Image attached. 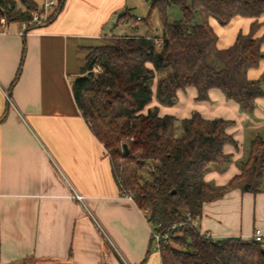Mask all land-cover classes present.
Masks as SVG:
<instances>
[{
	"label": "crops",
	"instance_id": "1",
	"mask_svg": "<svg viewBox=\"0 0 264 264\" xmlns=\"http://www.w3.org/2000/svg\"><path fill=\"white\" fill-rule=\"evenodd\" d=\"M34 1L44 8L49 0ZM54 1L48 12L58 7L60 0ZM134 4L66 0L52 20L25 32L21 22L0 25V264H162L158 250L146 258L151 223L120 191L105 147L72 89L89 49L106 45L113 36L145 35L138 34V25L119 19ZM258 20L256 37L264 40V15ZM253 21L239 16L221 26L210 19L218 47L233 45L240 32L249 33ZM262 76L264 59L248 72L251 80ZM197 96L195 87H187L178 91L175 105H162L154 96L147 109L158 106L161 115L179 121L196 112L230 121L227 132L237 145H225L224 152L232 160L206 174L207 182L226 186L240 174L250 142L262 136L264 96L253 115L221 90L211 89L207 101ZM73 190L85 197L86 207ZM198 226L214 239H249L257 229L264 233V192L231 189L204 204Z\"/></svg>",
	"mask_w": 264,
	"mask_h": 264
},
{
	"label": "trees",
	"instance_id": "2",
	"mask_svg": "<svg viewBox=\"0 0 264 264\" xmlns=\"http://www.w3.org/2000/svg\"><path fill=\"white\" fill-rule=\"evenodd\" d=\"M65 1H59L48 21ZM150 1L145 25L152 29L151 16L158 11L162 33L113 36L106 45L89 49L72 84L75 101L103 143L120 191L130 193L149 221L168 235L158 249L162 264H264V242L207 237L186 218L190 214L199 220L205 203L231 189L264 192V138L250 142L240 174L217 187L206 181V174L232 160L224 152L225 145H237L227 132L231 122L206 119L198 112L180 122L161 115L158 106L147 109L154 96L162 105H175L178 91L192 86L199 101L209 100V91L218 89L253 115L257 99L264 96V76L248 78L249 70L264 59L263 37H256L264 0ZM173 4L181 8L182 18L170 22ZM37 9L34 0H0V25L29 23ZM239 16L254 19L249 33L240 32L233 45L219 48L210 19L226 26ZM119 19L135 26L142 21L130 13ZM153 245L152 238L146 258Z\"/></svg>",
	"mask_w": 264,
	"mask_h": 264
},
{
	"label": "rangeland",
	"instance_id": "3",
	"mask_svg": "<svg viewBox=\"0 0 264 264\" xmlns=\"http://www.w3.org/2000/svg\"><path fill=\"white\" fill-rule=\"evenodd\" d=\"M134 3L135 4L130 8L129 13L135 17L140 16V18L142 19V21L138 22L139 30H141L140 33H138V34L160 35L162 33V21H161V18H160L158 11H154L152 13V16H151V21H152V25H153L152 29L148 30L146 25H145V21L149 17V14L151 11V1L150 0H134ZM17 7L18 8L22 7L20 2L17 3ZM53 12L54 11L48 12L44 8L39 7V9L32 12V18L33 19L30 22L31 26H35V25H38V24L43 23L45 21H48ZM168 18H169L170 22L181 19L182 18L181 8L178 5H174V4L171 5L168 8ZM180 122H179V127L181 125ZM259 132H260V135L264 136V127H261ZM244 159H245V157H244ZM152 248H153V251H156L155 243L152 246Z\"/></svg>",
	"mask_w": 264,
	"mask_h": 264
},
{
	"label": "built area",
	"instance_id": "4",
	"mask_svg": "<svg viewBox=\"0 0 264 264\" xmlns=\"http://www.w3.org/2000/svg\"><path fill=\"white\" fill-rule=\"evenodd\" d=\"M55 5H56V2L54 0L46 1L45 4H44V9L47 11L50 8L54 7ZM138 19H140V18H138ZM30 27H31V23L30 22L29 23L22 22L23 32L27 31ZM100 69L101 68L99 66L96 67V71H99ZM5 96H6L7 100H8V102L11 105H13V100H12V98L9 95L8 92H5ZM73 193H74V197L86 207L85 197L83 195H81L80 193H78L76 190H73ZM125 196H126V198L133 200V197H132V195L130 193H126ZM186 218H187V221H189L193 226H195V227H197L199 229L198 219H192V216L190 214H187ZM148 221H149V219H148ZM159 228H160V225H154V224L151 223V236H152L153 241L155 243L156 250H158L160 248V242L163 239L164 240L168 239V235L167 234L165 235V233L159 231ZM206 236L209 237V235H206ZM251 238H255L258 241L264 242V233L260 229H257L252 234Z\"/></svg>",
	"mask_w": 264,
	"mask_h": 264
}]
</instances>
